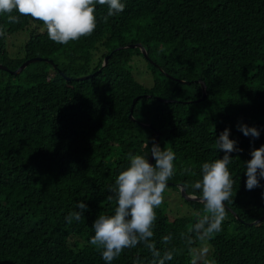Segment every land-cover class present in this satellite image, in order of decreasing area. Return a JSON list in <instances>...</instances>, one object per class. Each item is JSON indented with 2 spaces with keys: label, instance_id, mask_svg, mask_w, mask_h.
<instances>
[{
  "label": "trees",
  "instance_id": "obj_1",
  "mask_svg": "<svg viewBox=\"0 0 264 264\" xmlns=\"http://www.w3.org/2000/svg\"><path fill=\"white\" fill-rule=\"evenodd\" d=\"M122 2L125 10L106 20L107 6L96 4L93 33L67 45L51 41L42 21L8 24L0 14V264H105L89 243L92 222L112 213L109 188L128 154L146 153L153 141L175 153L153 239L161 254L177 248L166 264H189L180 234L204 208L180 186L192 194L201 165L224 155L214 145L225 128L240 149L228 166L233 202H225L223 230L193 247L209 249L208 264H264V179L247 190L244 165L264 145V0ZM21 31L30 32L12 54L10 38ZM138 57L150 86L134 77ZM241 123L259 138L245 136ZM81 200L85 219L69 224ZM137 257L152 264L142 244L112 264Z\"/></svg>",
  "mask_w": 264,
  "mask_h": 264
},
{
  "label": "clouds",
  "instance_id": "obj_2",
  "mask_svg": "<svg viewBox=\"0 0 264 264\" xmlns=\"http://www.w3.org/2000/svg\"><path fill=\"white\" fill-rule=\"evenodd\" d=\"M96 4L107 6L105 20L122 13L126 7L122 0H0V14H7L8 24L20 23V16H30L42 21L51 41L67 45L69 41H77L93 33L97 27ZM14 10L20 15H13ZM4 36L5 28L0 26V37ZM105 57L108 59L109 56ZM45 60L49 63V59ZM49 64L56 67L55 63ZM79 78L81 77L75 79ZM65 79L71 80L70 77ZM237 127L245 136H260V131L254 126L241 123ZM229 136L230 129L225 128L215 138L216 151H223L224 155L204 162L201 165V178L191 185L193 193L190 195L198 197L203 204L204 214H197L195 222L180 234L189 253V264H208L206 257L209 249H197L193 245L209 241L223 230L222 223L226 219L225 202H233L235 181L230 177L228 166L233 162L231 153L240 149L236 146L237 142ZM145 148L147 152L144 154H128V166L118 173L114 184L110 186L112 195L107 199L115 202L112 213H100L92 222L94 235L89 243L100 252L105 264H112L125 249L136 248L139 244L151 252L152 264H166L177 253V248L172 247L161 254L153 239L154 222L157 219L155 209L164 202L167 182L175 174V153L155 141L151 147L147 142ZM244 165L246 189L260 187V181L264 179V145L253 148L251 159L245 161ZM87 208L88 205L83 200L78 201L77 210L69 212L65 217L66 221L71 224L73 220L79 222L85 219ZM171 240V234L162 238L165 244L171 243ZM134 264L142 262L137 257Z\"/></svg>",
  "mask_w": 264,
  "mask_h": 264
},
{
  "label": "rangeland",
  "instance_id": "obj_3",
  "mask_svg": "<svg viewBox=\"0 0 264 264\" xmlns=\"http://www.w3.org/2000/svg\"><path fill=\"white\" fill-rule=\"evenodd\" d=\"M23 32L26 33L25 36L21 34V37L18 38V40H16L17 36H13L10 38V40L15 44V50L12 52V54H16L21 49L24 39L28 37V34L30 31L29 32L21 31V33ZM12 47H13V44L10 45V48ZM131 63H133V61ZM132 69H133L132 71H133L135 79L142 80V78H144L145 79L144 82L146 85L150 86L152 84V78L150 76V72L146 65V61L142 57H138L136 59V61L132 65ZM172 197L175 198L174 195H172ZM173 205H174V200L171 204V207H173Z\"/></svg>",
  "mask_w": 264,
  "mask_h": 264
},
{
  "label": "water",
  "instance_id": "obj_4",
  "mask_svg": "<svg viewBox=\"0 0 264 264\" xmlns=\"http://www.w3.org/2000/svg\"><path fill=\"white\" fill-rule=\"evenodd\" d=\"M131 46H132V47H139V48L143 51L144 55L147 57V53L145 52L144 47H143L140 43H138V44H134V45H131ZM48 61H49V60H48ZM49 62L52 63L51 61H49ZM106 62H107V57L104 58V64H106ZM25 64H26V63H22L21 66H20L19 68H17L14 72L16 73V72L20 71V70L25 66ZM0 67L6 69V66H2V65H0ZM82 78H83V77H81V78H79V79H82ZM135 100H136V98L134 99L133 104L135 103ZM180 188H181V195H182L183 197H185L187 200H195V201H199L198 197H195V196H193V195H190V194L186 193V191H185V189L183 188V186H180Z\"/></svg>",
  "mask_w": 264,
  "mask_h": 264
}]
</instances>
